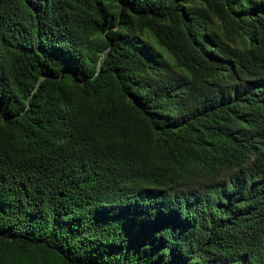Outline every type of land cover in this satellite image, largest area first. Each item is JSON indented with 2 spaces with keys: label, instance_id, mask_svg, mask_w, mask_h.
I'll use <instances>...</instances> for the list:
<instances>
[{
  "label": "trees",
  "instance_id": "16d2710c",
  "mask_svg": "<svg viewBox=\"0 0 264 264\" xmlns=\"http://www.w3.org/2000/svg\"><path fill=\"white\" fill-rule=\"evenodd\" d=\"M0 264H264V0H0Z\"/></svg>",
  "mask_w": 264,
  "mask_h": 264
}]
</instances>
